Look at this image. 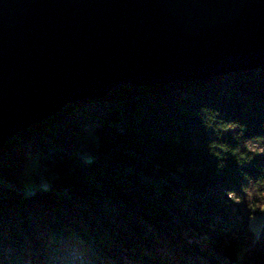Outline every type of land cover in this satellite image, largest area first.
<instances>
[{"label":"trees","instance_id":"obj_1","mask_svg":"<svg viewBox=\"0 0 264 264\" xmlns=\"http://www.w3.org/2000/svg\"><path fill=\"white\" fill-rule=\"evenodd\" d=\"M32 159L49 178L29 187ZM225 237L246 251L233 263ZM62 256L264 264V67L119 84L12 133L0 146V264Z\"/></svg>","mask_w":264,"mask_h":264},{"label":"water","instance_id":"obj_2","mask_svg":"<svg viewBox=\"0 0 264 264\" xmlns=\"http://www.w3.org/2000/svg\"><path fill=\"white\" fill-rule=\"evenodd\" d=\"M249 66L264 67V0H0V146L119 84Z\"/></svg>","mask_w":264,"mask_h":264},{"label":"rangeland","instance_id":"obj_3","mask_svg":"<svg viewBox=\"0 0 264 264\" xmlns=\"http://www.w3.org/2000/svg\"><path fill=\"white\" fill-rule=\"evenodd\" d=\"M247 146L250 149H254L257 152H261L262 146L260 143L258 142H249L247 144ZM43 172V173H41ZM44 177V179H48L49 175L47 174V172L45 171L43 166H40L39 164H37L35 162L34 159H32V161H28L27 164L25 165L24 171L21 173L20 178L27 184V186L32 187L37 185L40 180ZM237 206L240 207V209H242V203L240 202H236ZM193 230L188 228V229H181V236L184 238V240H191V238H193ZM229 237H225L224 240L222 241V244L219 246V253L221 256L225 257L224 251H223V247L227 246V245H231V243L228 241ZM246 251L243 250V248H239L236 247L235 245V256L239 253L244 255ZM69 255V254H67ZM66 256H62L63 258V262H60V264H92V262L88 261L85 258H82L80 260H73L72 258L70 259H66ZM61 258L57 257V261H60ZM234 262V261H233ZM232 262V263H233Z\"/></svg>","mask_w":264,"mask_h":264}]
</instances>
